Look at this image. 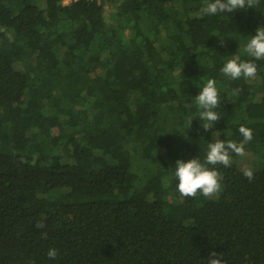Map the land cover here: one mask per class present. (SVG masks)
I'll return each instance as SVG.
<instances>
[{
    "label": "trees",
    "instance_id": "16d2710c",
    "mask_svg": "<svg viewBox=\"0 0 264 264\" xmlns=\"http://www.w3.org/2000/svg\"><path fill=\"white\" fill-rule=\"evenodd\" d=\"M65 1L0 0V264H264V169L237 165L264 160V59L255 79L220 71L254 59L264 0L214 16L204 0ZM242 125L253 139L215 166L220 194L181 196L176 161L239 143Z\"/></svg>",
    "mask_w": 264,
    "mask_h": 264
},
{
    "label": "clouds",
    "instance_id": "9594fccd",
    "mask_svg": "<svg viewBox=\"0 0 264 264\" xmlns=\"http://www.w3.org/2000/svg\"><path fill=\"white\" fill-rule=\"evenodd\" d=\"M260 0H204V5L200 12L202 15L214 16L218 13L234 12L241 9L256 8ZM216 35V34H213ZM219 36V35H217ZM221 44L224 39L220 37ZM245 52L253 60H240L238 58L229 59L220 71L233 80L243 77L246 80L255 79L257 76V64L254 60L264 59V26L256 30V34L245 46ZM240 89H233V95H237ZM195 104L201 109L199 117L203 121L201 127L205 131L211 130L213 124L220 120V116L214 109L220 104L216 81L209 79L206 85L195 96ZM239 132L243 140L235 142L233 140H216L208 144V151L204 161L200 158H192L187 161L180 159L176 161L175 177L179 183L178 191L183 197H195L200 192L206 198H215L223 190L222 177L220 176L216 165L230 167L232 163V154L240 157L246 155L245 145L253 139V130L241 126ZM212 165L213 167H209ZM244 176L250 181L254 178V171L251 167L243 169ZM37 228L45 227L43 221H38ZM48 258L55 259L58 255V249L50 248ZM208 264H226L221 253L212 252ZM29 264L33 262L29 261Z\"/></svg>",
    "mask_w": 264,
    "mask_h": 264
},
{
    "label": "rangeland",
    "instance_id": "374dc122",
    "mask_svg": "<svg viewBox=\"0 0 264 264\" xmlns=\"http://www.w3.org/2000/svg\"><path fill=\"white\" fill-rule=\"evenodd\" d=\"M72 0H66L65 4H69ZM104 14L105 17L110 24L116 23V13L112 3H106L104 6ZM130 37V35L127 34ZM238 167L243 170L245 167H251L254 171L264 169V160H247V159H239L237 161Z\"/></svg>",
    "mask_w": 264,
    "mask_h": 264
}]
</instances>
